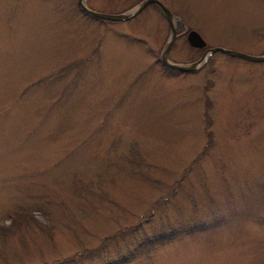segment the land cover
Instances as JSON below:
<instances>
[{"label":"rangeland","instance_id":"374dc122","mask_svg":"<svg viewBox=\"0 0 264 264\" xmlns=\"http://www.w3.org/2000/svg\"><path fill=\"white\" fill-rule=\"evenodd\" d=\"M160 1L264 54V0ZM168 37L154 4L0 0V264H264V61L168 70Z\"/></svg>","mask_w":264,"mask_h":264},{"label":"water","instance_id":"95a60500","mask_svg":"<svg viewBox=\"0 0 264 264\" xmlns=\"http://www.w3.org/2000/svg\"><path fill=\"white\" fill-rule=\"evenodd\" d=\"M85 0H78V4L81 7V9L87 13L88 15L104 19V20H111V21H123L128 20L130 18H133L137 14H139L147 5L149 4H155L161 13L166 18L170 30H169V37L161 51V61L162 63L171 68L175 69L181 72H188V71H194L201 68L209 59V57L215 53V52H222L228 56L231 57H239L248 61H264V54L263 55H251L244 52L226 49L223 47H207L203 53V55L190 63H177L172 62L169 60V52L177 38V29H176V21L178 20L177 17L173 14V12L165 6V4L160 0H143L137 5L133 6L132 8L116 14H110V13H103L99 11H95L90 9L86 6ZM185 31L187 32V41L189 45L193 48H204L206 47V41L201 36V34L196 31L195 29L188 30L185 28Z\"/></svg>","mask_w":264,"mask_h":264},{"label":"flooded vegetation","instance_id":"af4514ba","mask_svg":"<svg viewBox=\"0 0 264 264\" xmlns=\"http://www.w3.org/2000/svg\"><path fill=\"white\" fill-rule=\"evenodd\" d=\"M77 1L78 0H76V3H77ZM125 2H127V4L124 6L125 8L121 11V12H123V11H125V10H127V9H129V7L131 8V7H133L134 6V4L136 5V3L138 2H141V1H143V0H135V1H133V0H124ZM86 2H87V0H86ZM132 2L134 3V4H132ZM99 3H101V2H99ZM178 19V18H177ZM168 25V29L170 30V27H169V24H167ZM180 25H182L183 26V24L180 22V20L178 19L177 21H176V29H177V38H176V40L177 39H179L180 37H184V38H186V36H187V32L185 31V27L183 26V28L184 29H180ZM190 28H188V30H189ZM176 40H175V42H176ZM186 41H187V38H186ZM175 45V44H174ZM173 45V46H174ZM173 48V47H172ZM194 49V48H193ZM162 50V49H161ZM199 50V49H198ZM199 51H201L200 52V54L198 55V57L197 58H195V60H197V59H199L202 55H203V53H204V51H205V48H202L201 50H199ZM161 52V51H160ZM194 60V61H195ZM209 60V59H208ZM208 60H207V62L198 70V71H201L202 69H204L206 66H207V63H208ZM193 62V61H192Z\"/></svg>","mask_w":264,"mask_h":264},{"label":"trees","instance_id":"16d2710c","mask_svg":"<svg viewBox=\"0 0 264 264\" xmlns=\"http://www.w3.org/2000/svg\"><path fill=\"white\" fill-rule=\"evenodd\" d=\"M182 25H180V28L182 29ZM196 50H198V49H196ZM168 69V68H167ZM170 70V69H169ZM210 140H211V138H210ZM209 140V141H210ZM207 149H208V145H206V147L203 149V151H202V153H205L206 151H207ZM30 216V215H29Z\"/></svg>","mask_w":264,"mask_h":264}]
</instances>
